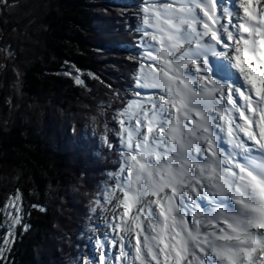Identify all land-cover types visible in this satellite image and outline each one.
Returning a JSON list of instances; mask_svg holds the SVG:
<instances>
[{
  "label": "snow or ice",
  "instance_id": "1",
  "mask_svg": "<svg viewBox=\"0 0 264 264\" xmlns=\"http://www.w3.org/2000/svg\"><path fill=\"white\" fill-rule=\"evenodd\" d=\"M235 2L221 14L223 0H145L139 58L108 102L120 167L95 202L122 209L107 225L122 247L101 237L99 264H264V7Z\"/></svg>",
  "mask_w": 264,
  "mask_h": 264
},
{
  "label": "trees",
  "instance_id": "2",
  "mask_svg": "<svg viewBox=\"0 0 264 264\" xmlns=\"http://www.w3.org/2000/svg\"><path fill=\"white\" fill-rule=\"evenodd\" d=\"M119 1L9 0L15 7L7 10L14 15L0 10V243L11 198L21 217L0 264H57L55 247H68L69 240L56 239L53 232L59 204L46 194L52 183L64 188L83 184L90 174L96 191L102 176L112 185L108 174L120 167V124L108 102L115 90L123 94L129 82L130 56L139 58L134 45L142 33L135 29L143 16L140 8L128 11ZM17 14L21 21L14 18ZM10 59L17 64L9 67ZM69 69L82 84L64 75ZM105 137L114 148L104 143ZM84 248L81 258H88V244Z\"/></svg>",
  "mask_w": 264,
  "mask_h": 264
},
{
  "label": "rangeland",
  "instance_id": "3",
  "mask_svg": "<svg viewBox=\"0 0 264 264\" xmlns=\"http://www.w3.org/2000/svg\"><path fill=\"white\" fill-rule=\"evenodd\" d=\"M143 2H145V1L143 0ZM163 2H165V0H161V3H163ZM24 3H25V1L23 2V4ZM139 3L140 2H138V4ZM142 3H140V4H142ZM123 4L128 8V11H129L135 4H137V2H134L132 0H125L123 2ZM6 12L12 13L11 11H8V10ZM14 18L17 20L22 19L20 17V14H17ZM149 31L151 32L152 29H149ZM145 39H147L149 43H152L150 38H145ZM6 61H8V60H6ZM9 62H10L9 67H12V65L17 64L14 59H10ZM105 67L109 68V66H105ZM97 83L102 87H103V85H105V83L100 81V80ZM106 90H108V88H106ZM142 91L144 92L145 95H148L152 91H155V90H142ZM98 108H101V106H99ZM127 123L128 122L126 121V124ZM131 124L133 126H135V120L131 121ZM124 174L126 175V172ZM84 179L85 180H84L83 184H79L78 182H77V185L71 183L70 186L67 184L66 188H63L62 187L63 185L60 186L61 187L60 188L59 186H54L51 184L50 186H48L49 188L46 189V194L50 193L52 195V196H50V198H51L53 204H54V202L59 204V206H56L57 209L55 208L56 213H54L55 220H54V226H53L54 229L53 230H55V231H53V232L56 236L55 238L59 239V240H63V241L64 240L67 241V239L69 240L68 241V247L66 248V250L59 248V247H55L56 252H57V250L59 252V258L56 260L57 264H75L76 261H79L80 264H83V262H85L86 257L85 258L83 257V259L81 258L83 255L80 254V252H82L84 254V251L82 249L83 246H81V245L84 243L85 236H87L89 234H94V236L96 234L97 235L96 237L99 239L101 237L106 236L107 238L105 240H110L109 245L111 246V248L114 252H116L117 248L121 245L120 242H118L119 240H117L115 246H113V244L111 242V238H113L114 233H113L112 229L110 230L112 235H110L111 233L110 234L108 233V229L111 227H108L107 225L112 222L114 211L118 213V212H122V209H114L113 208V204L115 203V200H113L112 203L103 204L102 206L97 205L95 203L97 199L103 201L105 188L110 186V185L106 184L107 177L102 176L99 179H97L99 182L97 191L94 188V184L89 182V179H91L90 174L87 177H84ZM72 185L77 186V187L73 188ZM112 186H114V185H112ZM58 192H60V193L57 196ZM116 194L119 195L118 192ZM100 195H101V197H100ZM13 202H15V201H13L11 198L10 203H8V205H7V211H6L7 216H6V218L8 219V226H7V231L5 233V236L2 240V242L0 243V257H2V255L6 252L7 248L10 245V241H11V238L13 236L15 226L21 222V221H19L15 224L13 223L15 213H16V210L12 207ZM17 205L19 206V204H17ZM90 207H96L97 211L96 212H89L88 210ZM101 207H102V210H101ZM85 211H87V212H85ZM99 221H101L100 225H99ZM61 235H62V238H60ZM75 235L77 237H75ZM82 238H83V241H82ZM6 239L8 241L7 244H5ZM51 239L54 242L53 244L56 246V242H55V240H53L52 234H51L49 240L51 241ZM105 240H104V243H106L108 246V243ZM126 240H127V237H125V241ZM100 243H101V241L95 240L94 244H92V246H91L92 252H93V259L96 260L97 264H99L100 254L103 250L102 247H100ZM57 246H58V243H57ZM79 246H81L80 252L78 251ZM61 249L63 251H61ZM54 255H55V253H54ZM50 256L54 257L53 253ZM69 257H71V258H69ZM72 258H73V260H72ZM113 259H114V257H113Z\"/></svg>",
  "mask_w": 264,
  "mask_h": 264
},
{
  "label": "bare ground",
  "instance_id": "4",
  "mask_svg": "<svg viewBox=\"0 0 264 264\" xmlns=\"http://www.w3.org/2000/svg\"><path fill=\"white\" fill-rule=\"evenodd\" d=\"M37 2V1H36ZM40 2V1H39ZM49 2V1H48ZM43 3V2H42ZM74 4V3H73ZM36 5V4H35ZM41 5V4H40ZM228 5H229V1H225L224 2V0H223V4H222V6H220L219 8H218V12L219 13H223V10H224V8L225 7H228ZM38 6V5H37ZM48 6V5H47ZM254 6H261V7H264V0H254ZM45 7V6H44ZM43 7V8H44ZM234 7H236L237 9H238V4H234ZM47 8H49V7H47ZM41 13V12H40ZM58 16H60V15H58ZM81 17V16H80ZM62 19V18H61ZM80 20V19H79ZM71 21V20H70ZM68 22V21H67ZM69 29V28H68ZM60 41V40H59ZM54 42V41H53ZM20 43V42H19ZM95 43V42H94ZM15 45V44H14ZM26 45V44H25ZM24 47V46H23ZM29 47V46H28ZM11 48H12V46H11ZM17 49H19L18 47H17ZM16 49V50H17ZM22 49V48H21ZM6 50V49H5ZM37 59V58H36ZM5 60V59H4ZM38 60V59H37ZM8 64H10V63H8ZM10 66V65H9ZM5 67V66H4ZM7 67H8V65H7ZM5 69V68H4ZM7 69V68H6ZM4 72V71H3ZM194 72V71H193ZM5 73V72H4ZM12 74V73H11ZM7 77V76H6ZM6 79V78H5ZM18 81V80H17ZM20 81V80H19ZM86 81V80H85ZM19 83V82H18ZM4 84V83H3ZM6 84V83H5ZM16 86V85H15ZM4 87V86H3ZM197 87H198V85H197ZM1 89V88H0ZM82 90V89H81ZM43 92V91H42ZM2 93V92H1ZM17 94V93H16ZM42 94V93H41ZM49 94V93H48ZM25 95V94H24ZM27 95V94H26ZM39 95V94H38ZM53 95V94H52ZM56 95V94H55ZM1 96V95H0ZM34 96V95H33ZM42 96V95H41ZM40 96V97H41ZM44 96H46V94L44 95ZM62 96V95H61ZM9 97V96H8ZM23 97V96H22ZM35 97V96H34ZM38 97V96H37ZM36 97V98H37ZM53 97V96H52ZM58 97H59V95H58ZM28 98V97H27ZM39 98V97H38ZM56 98V97H55ZM2 99V98H1ZM23 99V98H22ZM61 99V98H60ZM236 99H239V97L237 96L236 97ZM30 100H31V97H30ZM86 100V99H85ZM12 101V100H11ZM29 101V100H28ZM33 101V100H32ZM38 101V100H37ZM46 101V100H45ZM42 102V101H41ZM49 102V101H48ZM226 102V101H225ZM50 103V102H49ZM34 104H37V102L36 103H34ZM47 104V103H46ZM12 105V104H11ZM50 105V104H49ZM39 106H41V105H39ZM11 107V106H10ZM51 107V106H50ZM93 107H94V105H93ZM96 107V106H95ZM2 108V107H1ZM66 108V107H65ZM48 109V108H47ZM9 110V109H8ZM46 110V109H45ZM66 110V109H65ZM43 111V110H42ZM41 111V112H42ZM50 111V110H49ZM3 113V112H2ZM10 113V112H9ZM44 113V112H43ZM100 113V112H99ZM111 113V112H110ZM98 114V113H97ZM5 115V114H4ZM72 115V114H71ZM81 117V116H80ZM93 117V116H92ZM43 118H44V116H43ZM237 118H238V114H237ZM45 119V118H44ZM71 119V118H70ZM101 120V119H100ZM75 121V120H74ZM76 122V121H75ZM83 123V122H82ZM63 125V124H62ZM32 126V125H31ZM44 127H45V125H44ZM78 128V127H77ZM99 128V127H98ZM74 130V129H73ZM5 131V130H4ZM116 132V131H115ZM3 134H5V133H3ZM1 135V134H0ZM2 137H3V135H2ZM35 137V136H34ZM7 139V138H6ZM41 141V140H40ZM67 142V141H66ZM46 144V143H45ZM225 147H227V144H225ZM99 151V150H98ZM98 153V152H97ZM89 156V155H88ZM106 156V155H105ZM90 157V156H89ZM77 160V159H76ZM79 160V159H78ZM91 162V161H90ZM93 163H95V162H93ZM79 164V163H78ZM92 165V164H91ZM104 167V166H103ZM102 169V168H101ZM89 174V173H88ZM76 175V174H75ZM83 182V181H82ZM96 182V181H95ZM53 184V183H52ZM62 186V185H61ZM49 188V187H48ZM57 188V187H56ZM61 188V187H60ZM64 188V187H63ZM78 189V188H77ZM49 191V190H48ZM57 192V191H56ZM39 193V192H38ZM59 195V194H58ZM54 197V196H53ZM100 197H101V195H100ZM52 201V200H51ZM46 204V203H45ZM87 209V208H86ZM89 211V210H88ZM85 212H87V211H85ZM89 213V212H88ZM42 217V216H41ZM47 218V217H46ZM50 218V217H49ZM5 222V221H4ZM82 222V221H81ZM84 223V222H83ZM11 224V223H10ZM61 224V223H60ZM11 226V225H10ZM27 229V228H26ZM81 229V228H80ZM3 230V229H2ZM84 230V229H83ZM65 231V230H64ZM75 237H77L76 235H75ZM19 238V237H18ZM66 238V237H65ZM76 239V238H75ZM63 241V240H62ZM75 241V240H74ZM61 242V241H60ZM76 242V241H75ZM64 244H66V243H64ZM60 245V244H59ZM63 249V248H62ZM61 249V251H63ZM64 250H66L65 249V247H64ZM74 252V251H73ZM40 253V252H39ZM72 253V252H71ZM65 255V254H64ZM74 257V256H73ZM69 258H71V257H69ZM72 260H73V258H72ZM82 263V262H81Z\"/></svg>",
  "mask_w": 264,
  "mask_h": 264
}]
</instances>
